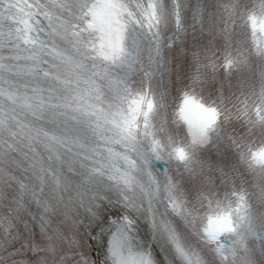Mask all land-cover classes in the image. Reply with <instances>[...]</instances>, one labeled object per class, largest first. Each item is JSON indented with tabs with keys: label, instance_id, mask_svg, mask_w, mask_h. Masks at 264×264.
<instances>
[{
	"label": "snow or ice",
	"instance_id": "1",
	"mask_svg": "<svg viewBox=\"0 0 264 264\" xmlns=\"http://www.w3.org/2000/svg\"><path fill=\"white\" fill-rule=\"evenodd\" d=\"M219 7L222 11L213 14L199 0L194 7L189 0H0V184L9 196H19L13 200L17 209L25 195L42 209L33 219L48 234L46 245L34 238L32 225H24L35 250L46 247L55 254L57 243L68 239L59 230L49 233L52 206L42 192L35 186L14 190L19 181L12 173L25 161L39 174L41 189L48 181L54 169L41 164L43 148L50 159L70 153L75 170L87 169L92 177L107 170L122 189L103 213L99 203L89 205V216L102 214L103 219L86 241L71 238L68 250L75 258L65 257L61 264H100L105 254L111 264H256L254 252L264 255V230H257L247 194L229 172L208 175L184 149H177L175 158L187 162L186 170L199 180L189 205L170 171L153 167V161H162L160 143L153 139L148 156L139 147L141 134L154 137L151 67L162 58L164 31L174 29L173 39L182 36L189 11L201 34L212 38L208 49L193 54L199 68L215 71L216 37L229 49V68L247 65L253 56L264 59V0H221ZM238 28L245 31L234 46ZM201 75L198 70L194 83ZM260 95L264 99V89ZM217 115L188 94L178 113L194 144L208 142ZM236 118L264 127V106L253 115L245 103ZM241 159L253 171H264V148L242 151ZM55 182L58 190L64 187L60 175ZM257 187L264 197V177ZM136 193H142L139 201ZM142 208L152 225L144 240L138 238L135 217L125 211ZM169 215L183 220L186 229H179ZM14 227L11 217L0 216V231L11 236Z\"/></svg>",
	"mask_w": 264,
	"mask_h": 264
},
{
	"label": "clouds",
	"instance_id": "2",
	"mask_svg": "<svg viewBox=\"0 0 264 264\" xmlns=\"http://www.w3.org/2000/svg\"><path fill=\"white\" fill-rule=\"evenodd\" d=\"M197 2L198 0H189L191 7ZM220 2L221 0H199V3L213 14L222 11L219 7ZM223 3H228V0H223ZM241 3L249 4L250 0H241ZM60 15L66 18L68 13L63 12ZM242 31L245 30L237 29L238 35L234 37V46H237V40L241 39L239 33ZM173 33L174 29L171 28L164 31L162 58L151 67L153 73L151 95L155 99L152 129L154 137L150 135L145 138L141 134L139 147L148 156L154 147L153 139L160 143L163 162L153 161V167L156 172H161L165 168L170 171L189 205L196 199L199 180L186 170L187 162L175 158L173 153L177 149H184L194 162L203 165L208 175H215L218 178V170L229 172L234 177L237 188L247 194L249 214L257 230H264V197H261L260 189L257 187L261 177H264V171L259 169L253 171L241 159L242 151L264 148V127L250 126L244 118H236L245 103L253 115L256 108L264 106V99L260 95L264 89V59L253 56L249 58L247 65L234 63L229 68L226 66V53L229 49L226 48L223 39L216 37L212 46L215 71L199 68L193 54L203 53L208 49L209 40L212 38L206 32L201 34L190 11L185 20L184 34L173 39ZM144 63L148 64L147 54L144 56ZM198 70L202 74L201 79L194 83V75ZM185 94L195 97L205 107L216 109L218 113L216 123L208 131L209 140L206 144H194L187 126L179 119L178 113ZM234 141H240L242 147L238 148ZM39 154L41 164L45 168L54 169L48 181L41 189L39 174L32 171L31 165L25 161L12 173L19 181L14 190L21 193L35 186L37 191L42 192L41 198L52 206L49 233L59 230L68 239L57 243L55 254L49 252L46 247L39 251L35 250L28 241V231L24 230V225H32L34 238L38 237L46 245L48 234L41 233L38 220L33 219L34 216L39 217L42 209L26 195L23 197V207L17 209L13 200L19 196H9L7 194L9 189L0 184V216L11 217L12 223L16 225L11 236L0 231V264H61L65 257L75 258V253L68 250L71 238H85L86 241L91 228L103 219L102 214L98 219L90 217L87 211L89 205L99 203V212L103 213L108 201L115 200L122 191L121 186L109 179L107 170L103 175L95 177H92L87 169L76 171L70 153L58 159H50L47 151L40 148ZM138 171L141 172L138 179L143 183L142 170ZM57 174L64 181V187L59 190L55 182ZM217 182L219 184V180ZM141 197L142 193H136L137 201ZM144 207L146 208V204ZM163 210L161 206L160 211ZM125 211L131 212L135 217L140 226L138 238L144 240L145 234L152 231L147 211L143 208ZM168 218L172 219L179 229H186L179 217L169 215ZM111 219L112 217H109V220ZM187 231L191 232V229ZM254 257L256 264H264V255L259 251L254 252ZM100 264H111L106 254L101 256Z\"/></svg>",
	"mask_w": 264,
	"mask_h": 264
}]
</instances>
